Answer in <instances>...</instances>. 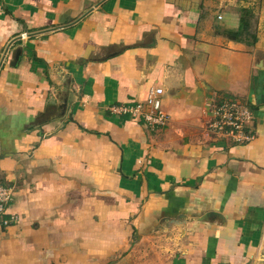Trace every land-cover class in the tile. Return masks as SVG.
Wrapping results in <instances>:
<instances>
[{
    "label": "crops",
    "instance_id": "crops-1",
    "mask_svg": "<svg viewBox=\"0 0 264 264\" xmlns=\"http://www.w3.org/2000/svg\"><path fill=\"white\" fill-rule=\"evenodd\" d=\"M249 4L0 0V184L19 217L0 264H264V32L228 36ZM149 86L164 126L112 110ZM224 98L248 104L251 141L209 133Z\"/></svg>",
    "mask_w": 264,
    "mask_h": 264
},
{
    "label": "built area",
    "instance_id": "built-area-1",
    "mask_svg": "<svg viewBox=\"0 0 264 264\" xmlns=\"http://www.w3.org/2000/svg\"><path fill=\"white\" fill-rule=\"evenodd\" d=\"M163 89L149 86L146 98L141 102L112 107L113 111L128 114L151 128L164 126L169 116L162 109ZM209 123L207 129L216 139H230L234 143H247L254 137L250 126L253 120L248 104L235 98H224L209 105ZM13 199L10 186L0 184V227H8L18 221V215L9 212Z\"/></svg>",
    "mask_w": 264,
    "mask_h": 264
},
{
    "label": "rangeland",
    "instance_id": "rangeland-1",
    "mask_svg": "<svg viewBox=\"0 0 264 264\" xmlns=\"http://www.w3.org/2000/svg\"><path fill=\"white\" fill-rule=\"evenodd\" d=\"M243 9H248V12H242ZM241 14L248 19L250 33L260 32L261 29L264 32V0H250L249 6L241 9Z\"/></svg>",
    "mask_w": 264,
    "mask_h": 264
},
{
    "label": "trees",
    "instance_id": "trees-1",
    "mask_svg": "<svg viewBox=\"0 0 264 264\" xmlns=\"http://www.w3.org/2000/svg\"><path fill=\"white\" fill-rule=\"evenodd\" d=\"M242 12H248V9L247 10L243 9ZM248 29H249L248 19H246L245 16L241 14L238 29L235 32L228 33V36L236 41H242L250 36L254 38V35H251ZM247 42L250 43L249 40Z\"/></svg>",
    "mask_w": 264,
    "mask_h": 264
},
{
    "label": "water",
    "instance_id": "water-1",
    "mask_svg": "<svg viewBox=\"0 0 264 264\" xmlns=\"http://www.w3.org/2000/svg\"><path fill=\"white\" fill-rule=\"evenodd\" d=\"M13 64H15V63H13Z\"/></svg>",
    "mask_w": 264,
    "mask_h": 264
}]
</instances>
